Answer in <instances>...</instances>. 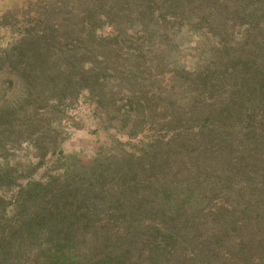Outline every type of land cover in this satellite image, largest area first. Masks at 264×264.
<instances>
[{
  "label": "trees",
  "instance_id": "1",
  "mask_svg": "<svg viewBox=\"0 0 264 264\" xmlns=\"http://www.w3.org/2000/svg\"><path fill=\"white\" fill-rule=\"evenodd\" d=\"M80 1L60 0L63 22L46 3L6 23L18 36L0 54V89L13 104L37 115L75 96L72 85L110 84L141 105L149 97L134 81L153 75L141 62L153 49L174 63L158 80L183 81L176 99L191 125L139 155L13 182L11 193L0 183V264H264V0ZM211 5L235 14V62L186 66L177 34L215 14ZM218 87L226 101L213 97ZM145 118L131 109L125 120L137 133Z\"/></svg>",
  "mask_w": 264,
  "mask_h": 264
},
{
  "label": "rangeland",
  "instance_id": "2",
  "mask_svg": "<svg viewBox=\"0 0 264 264\" xmlns=\"http://www.w3.org/2000/svg\"><path fill=\"white\" fill-rule=\"evenodd\" d=\"M80 2L93 7L90 0ZM46 3L55 5L58 13L51 15L59 18L57 22H63L60 18L67 16V13L60 12V0H0V54L12 46L18 36L16 26L6 23L36 16L34 6L40 7ZM212 9H215V14L207 15L202 25H197L193 30L184 28L177 34L180 61L186 66H211V62L215 61L219 64L232 60L235 62V41L239 39L235 14H231V9L225 6L211 5L208 13ZM110 30L108 26L102 28L104 32ZM213 31L216 35L211 34ZM145 48L150 49L149 46ZM152 50L145 52L148 56L141 62L146 64L149 71H153V75L139 76L134 81V86H140L149 97L141 105L135 101L131 103L130 98L120 94L117 89L109 90L110 84L109 88L107 86L103 90L100 85L94 92L77 89L75 84L70 88L75 96L68 94L63 104L53 100L47 109L39 108L38 114L33 115L30 103L23 102L15 106V95L0 89V183L9 185L6 188L8 192L14 189L11 186L13 182L24 185L32 178L46 180L50 176L76 173L82 171L83 164H90L97 158L116 161L129 158L132 152L139 155L140 149H148V145L158 139H168L176 129H187L191 125L188 115L180 113L186 99H176L185 90L179 86L174 87L176 81H183L176 77L171 81L169 74L158 80V69H173L174 63L171 64L168 57L164 58L163 55L159 58ZM7 77L0 70V84ZM160 85L162 91H159ZM225 89H214L213 97L226 101ZM230 89L226 92H230ZM101 93L111 94L105 95L99 102L96 96ZM131 109L140 110L146 117L143 120V125L147 122L146 128L139 129V133H134L132 120H125L127 111ZM53 116L56 118L50 122L46 120ZM124 151L127 153L124 154ZM69 168L72 170L68 171ZM11 221L3 220L6 229Z\"/></svg>",
  "mask_w": 264,
  "mask_h": 264
}]
</instances>
